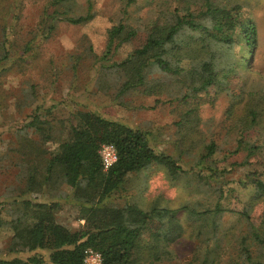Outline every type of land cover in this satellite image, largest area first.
Masks as SVG:
<instances>
[{"label": "trees", "instance_id": "1", "mask_svg": "<svg viewBox=\"0 0 264 264\" xmlns=\"http://www.w3.org/2000/svg\"><path fill=\"white\" fill-rule=\"evenodd\" d=\"M133 1L120 0L118 21L107 30L101 57L93 53L92 46L83 44L67 63L74 76L80 67L93 70L99 63L96 90L108 95L110 89L113 102L124 103L127 95L137 92L154 94L179 77L190 86L184 100L197 101L200 94L211 89L232 90L233 72L252 65L249 57H254L258 48V29L242 6L224 7L214 0H177L181 6L160 7L156 12L149 8L141 14L136 9V18H132L127 8ZM145 1L146 7L150 0ZM94 2L48 0L40 10L34 36L41 32L45 42L56 37L62 25L88 23L94 18ZM24 3L20 0L17 12L23 10ZM131 19L132 23H128ZM239 39L244 49L234 53L232 45ZM6 43L3 37L0 69L6 63L15 65L11 46ZM131 43L135 47L125 58L112 60L119 48ZM30 45L26 43V49ZM153 73L162 77L153 80ZM242 88L246 90V84L238 96L233 95L227 117L221 122L225 127L232 121L223 137L210 138L198 157H193L198 173L188 172L178 164L182 154L190 151L189 146L174 155L157 153L145 132L93 109L72 114L66 139L58 137L60 129L56 125L33 114L16 131L27 145L26 150L20 149L13 156L17 179L22 184L13 187V199L2 207L7 220L0 217V227L11 232L6 253L33 254L0 260V264H82L88 248L101 255L102 264H161L164 260L178 261L170 248L185 237L196 241V247L181 264H264V92L255 88L242 114L236 116L235 108L244 100ZM31 91L33 94V88ZM196 111H186L187 123L190 117L197 119ZM225 140L231 142V150L221 148ZM49 141L56 144L53 152L45 147ZM105 144L113 145L117 152V161L106 171L98 153ZM220 153L222 159H216ZM227 160L231 162L229 168L225 167ZM151 167L160 170L170 183L187 178V185L195 192L212 196L214 205L205 209L200 204L191 208L185 205L178 211L161 206V195L147 207L130 200L123 205L112 201L124 190L129 175L143 174ZM237 168L251 169L237 181L245 194L249 193L245 201L227 185L225 174ZM149 186L143 184L136 190L143 197ZM65 187L68 190H63ZM31 193L47 195V200L24 197ZM65 203L77 208V219L83 225L72 228L57 221L56 213ZM227 217L233 223L225 227ZM39 250L48 253L47 262L36 253Z\"/></svg>", "mask_w": 264, "mask_h": 264}, {"label": "rangeland", "instance_id": "2", "mask_svg": "<svg viewBox=\"0 0 264 264\" xmlns=\"http://www.w3.org/2000/svg\"><path fill=\"white\" fill-rule=\"evenodd\" d=\"M47 1L24 0L25 6L19 13L16 8L20 0H0V42L3 37H6V45L11 46L9 47L12 51L11 56L16 59L14 66L6 63V67L0 69V217L5 220L7 215L2 211V207H6L7 203L13 199L11 196L15 193L13 187L16 184H22L17 179L18 170L13 166V156L18 154V150L27 148L26 142L17 135L16 131L29 122L33 114H37L41 120L53 126L56 125V129H60L58 137L66 139L69 131L68 121L72 114L82 109H93L132 129L145 132L151 147L157 153L165 152L174 155L181 150L185 151V148L189 146L190 151L182 154L178 164L188 172L198 173L199 167L193 165V157H198V153L202 152L210 138L221 139L231 125L232 121L226 123L225 127L221 122L227 117L226 111L235 97L233 95L238 96L241 87L246 84V90L242 88L246 94L241 95L244 100L235 108L237 116L242 114L243 106L249 99V95L255 92V88L260 89L259 93L264 92V0H214L224 7L237 4L242 6L255 20L258 29V48L254 57H249L253 59L252 65L233 72L234 80L231 81L235 83V86L232 90L216 92V89H211L208 93L200 94V99L197 101L189 98L185 101V95L189 93L190 86L188 87L183 78L179 77L174 78L163 89H157L154 94L145 95L137 92L127 95L124 103L113 102L109 97L110 89H108V95L96 90V69L99 63H96L93 70H86L84 66L80 67L75 76L67 66L70 55L79 52V46L83 44L92 46L93 53L98 57L102 56L105 51L107 30L118 21V11L122 5L120 0H95L92 10L94 18L91 21L82 26L62 25L56 37L42 42L44 34L39 32L36 37L34 34L37 32L40 10ZM145 4V0H134L127 8L132 11L130 16L136 18L134 17L136 9H139L141 14L149 8L151 12H156L160 7L166 9L181 6V2L177 0H150L148 6L145 7ZM128 23H132V19ZM33 30L35 32L31 34ZM29 42L31 45L26 49L25 45ZM134 47V43L123 45L112 60H122ZM232 49L234 53L242 51L244 49L242 40L239 39L238 43L233 44ZM19 58L24 61L20 62ZM159 77L162 76L153 73V80ZM31 88H33V94H31ZM30 97L33 98L32 101ZM189 108L197 109L195 113L197 119L190 117L187 123L185 113ZM222 127L226 129L222 130ZM29 133L32 134V130ZM34 137L38 138L35 134ZM193 144L195 148L191 147ZM45 147L49 152H53L56 144L49 141ZM221 148L231 150V142L223 141ZM216 159H222V154L216 155ZM230 163L227 160L225 167L229 168ZM250 170L237 168L225 174L228 187L236 189L238 196L244 201L249 193L245 194V188L240 187L238 182ZM146 180L150 186L144 182ZM186 180L187 178H183L175 184L170 183L164 179L160 170L151 167L143 174L129 175L123 187L124 190L113 197L112 201L123 205L125 200H130L147 207L146 205L151 204L156 196L161 195L160 205L173 210L179 211L185 205L191 208L198 204L204 206V209L212 208L215 199L212 196L202 195L201 192H195L191 185H187ZM143 184L149 186V189L146 196L142 197L136 189ZM63 190L68 189L65 187ZM24 197L28 199L37 197L38 201L47 200V195L41 196L38 193H31ZM182 214L179 216L188 227ZM77 217V208L68 203H65L56 213L57 221L66 227L76 228L83 225V221H79ZM232 223V219L228 217L224 219L225 227L231 226ZM10 238L11 232L5 227H0V260H10L16 256L26 258L33 254H7L5 247ZM195 244L196 241L192 242L187 237L183 238L179 244L172 245L174 247L170 248L173 253L175 252L174 256L177 254L178 261L164 260L161 264L183 263L186 257H190L192 249L196 247ZM231 246H234V242ZM36 253L43 256L47 262L46 251L39 250ZM140 264H149V262Z\"/></svg>", "mask_w": 264, "mask_h": 264}, {"label": "built area", "instance_id": "3", "mask_svg": "<svg viewBox=\"0 0 264 264\" xmlns=\"http://www.w3.org/2000/svg\"><path fill=\"white\" fill-rule=\"evenodd\" d=\"M98 153L104 171L108 170L117 161L116 149L111 144L102 145ZM82 264H102V257L93 249L88 248L84 251Z\"/></svg>", "mask_w": 264, "mask_h": 264}]
</instances>
